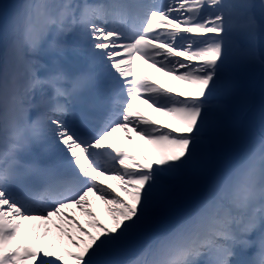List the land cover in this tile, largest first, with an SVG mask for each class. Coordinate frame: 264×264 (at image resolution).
<instances>
[{
  "label": "snow or ice",
  "instance_id": "6c2138e0",
  "mask_svg": "<svg viewBox=\"0 0 264 264\" xmlns=\"http://www.w3.org/2000/svg\"><path fill=\"white\" fill-rule=\"evenodd\" d=\"M27 7V39L14 20L0 47V264H228L234 247L252 243L248 264H264V233L246 239L264 222V91L258 127L250 92L255 70L264 75V0ZM72 35L87 68L38 77L41 44L62 55ZM137 61L169 83L149 79ZM245 118L246 144L218 169L217 149L238 141ZM33 147L46 163L21 159ZM201 184L197 209L157 235Z\"/></svg>",
  "mask_w": 264,
  "mask_h": 264
},
{
  "label": "bare ground",
  "instance_id": "6f19581e",
  "mask_svg": "<svg viewBox=\"0 0 264 264\" xmlns=\"http://www.w3.org/2000/svg\"><path fill=\"white\" fill-rule=\"evenodd\" d=\"M24 2V6H16L14 3L12 5H7L3 8L2 3L3 0H0V47H3L7 44V41L10 36V31L13 26V19H17L20 16V22L17 23L20 29V36L24 39H27L29 35V28L27 27V20L30 16V12L33 10H30L29 7H27L28 0H20V2ZM94 2V0H91ZM15 7V8H14ZM17 8V9H16ZM52 39V33L49 34L47 37V40ZM46 40V41H47ZM43 42L40 46L39 52H38V58L40 61L45 65L44 69H41L37 72V76H45L48 75L57 69H62L69 77H74L78 72L84 71L87 68V62L85 60V57L82 53L76 52L73 50V43L77 42L75 35L69 36L67 39V43L69 44V47L64 51L62 55H58L56 53H53L49 50V42ZM86 47V45H85ZM55 62V63H54ZM138 66L141 68V70L149 77V79L155 80L156 83L159 84H168V78L162 76L161 74L155 72L154 69L149 68L146 64L137 61ZM69 86V85H68ZM259 98L256 100V108H255V115L257 112ZM136 107L140 109L144 114L150 116L153 119H156L158 122L160 121H166L167 117H161L158 116L156 113L152 112L151 109L146 108V106L136 103ZM73 113V112H72ZM70 119L72 120V116L70 115ZM247 130H248V118H245L243 127H242V137L240 139V146L239 150L232 154L230 157L227 158L226 161L221 162L217 164L218 169H223L225 167H228L239 155V153L242 151L244 145L247 141ZM117 137L122 136V133H117ZM118 143H126L122 141H115ZM137 144L142 146V141H137ZM39 161H45V159L41 158L39 149L33 147L30 153L23 154L21 156V159L25 161H31L34 159H38ZM105 183L108 184H114L113 181H105ZM206 185L202 184L199 189L193 190L190 194L187 196H184L177 204L175 214L173 217L170 218L171 222L168 223L157 235H163L174 228L177 223H179L180 220L184 219L189 213L194 212L197 207L201 204V201L204 199V191L206 190ZM123 195V194H121ZM186 201L188 204H186ZM93 206L94 208L99 209L102 207L99 205L98 201H95L93 199ZM106 218V217H103ZM83 222V218H81ZM169 220V221H170ZM261 233H264L263 228L257 227V230H254L252 233L248 234L246 236V239L250 242H254L257 240V238L261 235ZM155 239V237H154ZM138 252V249H132L129 250L124 259H132ZM257 252V248L255 246V243H252L250 247H243V246H236L233 248V255L229 258V261L235 262L236 257L239 256L240 258L250 260L252 256L255 255ZM199 264H204L203 261H200Z\"/></svg>",
  "mask_w": 264,
  "mask_h": 264
},
{
  "label": "rangeland",
  "instance_id": "374dc122",
  "mask_svg": "<svg viewBox=\"0 0 264 264\" xmlns=\"http://www.w3.org/2000/svg\"><path fill=\"white\" fill-rule=\"evenodd\" d=\"M75 1H77L79 3V1H81V0H75ZM13 3L15 5V7L19 6V5H21V6L25 5V3L23 1L20 2V0H3L2 6L4 8L5 6L12 5ZM19 19H20V16L17 19H13V22L15 20L17 23H19L20 22ZM69 25H70V23H69ZM262 91H264V75H262L260 69L257 68L255 70L253 76H252L251 85H250V92H251L252 96L254 97L255 102L258 98H259V102H260V97H261ZM259 102H258V112L255 115V122H256L257 127L259 126ZM238 135H239V139L232 147L217 149V164L226 161L227 158L230 157L238 149V147L240 146V139L242 137L241 129L239 130ZM127 146L135 147L134 145H127ZM201 185L196 189H199L201 187ZM188 203H189V201H188ZM188 203L186 201V204H188ZM94 209L97 210V208H94ZM249 213H253V216H255V214H256L255 211H253L252 209L249 210ZM170 222H171V220L169 221V223ZM260 225L263 226L264 222H262Z\"/></svg>",
  "mask_w": 264,
  "mask_h": 264
}]
</instances>
